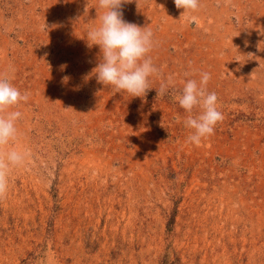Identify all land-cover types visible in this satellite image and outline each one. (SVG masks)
Wrapping results in <instances>:
<instances>
[{
	"label": "rangeland",
	"instance_id": "rangeland-1",
	"mask_svg": "<svg viewBox=\"0 0 264 264\" xmlns=\"http://www.w3.org/2000/svg\"><path fill=\"white\" fill-rule=\"evenodd\" d=\"M103 11L98 0H0V75L28 94L2 150L27 155L0 199V264H264V0L123 5L125 21L168 35V53L178 25L198 50L237 49L213 73L223 120L199 145L174 99L183 87L160 79L173 59L153 63L144 97L97 83L87 33ZM198 15L221 34L205 24L192 38Z\"/></svg>",
	"mask_w": 264,
	"mask_h": 264
},
{
	"label": "clouds",
	"instance_id": "clouds-1",
	"mask_svg": "<svg viewBox=\"0 0 264 264\" xmlns=\"http://www.w3.org/2000/svg\"><path fill=\"white\" fill-rule=\"evenodd\" d=\"M131 2L132 0H98L99 8L104 11L99 25L87 33V46L91 48L95 45L100 50L99 62L92 70L97 83L111 87L113 95L126 92L131 97H144L152 89L149 77L158 75L159 71L148 56L154 47L152 30L123 18V5ZM230 2L231 0H224L225 5ZM173 3L177 9H183L182 13L196 11L199 7V0H173ZM10 72L14 70L10 69ZM200 75L199 81L187 80L182 90L174 96L180 108L189 114L184 120V126L191 131L188 142L195 145L212 135L217 123L223 120V115L218 110L216 93L207 91L210 74L204 72ZM167 90L168 84H161L157 95L164 96ZM27 100L28 94H21L11 83L10 76L0 75V199L5 197L8 190L10 170L21 166L27 155L26 152L15 149L2 151L16 138V122L21 117L19 111L10 109ZM194 108L200 109L198 115H192Z\"/></svg>",
	"mask_w": 264,
	"mask_h": 264
},
{
	"label": "crops",
	"instance_id": "crops-1",
	"mask_svg": "<svg viewBox=\"0 0 264 264\" xmlns=\"http://www.w3.org/2000/svg\"><path fill=\"white\" fill-rule=\"evenodd\" d=\"M237 1V4L240 5V0H235ZM249 1V0H247ZM234 4V3H233ZM241 7V6H239ZM208 8H210V6H208ZM243 8V7H241ZM202 14V11L201 13ZM201 15H198L196 17H194L193 19L196 21V28L192 31L193 37H206L204 36L205 34L202 32V29L204 28L205 24L207 25H211V27L207 28L209 32H211V34L213 36H217L216 33L217 29H216V25H217V21L218 19H216V17H211L210 20H208V18H204V16L199 17ZM210 18V16H208ZM198 18V19H196ZM208 20V21H207ZM182 26L185 25H178V27L174 28L173 32H170V34L173 36V40H172V51L169 53L165 50L166 45H163L162 42V38H168V35H165L163 33V30L161 31H156V30H152L153 32V41H154V47L152 49V52H150V56L151 57H156L155 60H152L153 63H155V61L157 62H161L160 57H166V58H171L173 59V61H166L164 63V65H159L164 71V75L161 76L160 79L164 78L165 80H169V77H171V83H169V81L167 82L168 84H175V86H179L180 88H182L185 83V81L189 80V79H195V80H200L201 76L199 77V75L201 73L206 72V66L208 64H212L211 69V77L210 80L208 81L207 84V91H211L213 89V87L215 86V77L213 75V73L215 71H220L218 70L219 65L221 67L222 64H224V59H223V55L226 56V58H230L232 56H236L238 51L237 49L233 48L231 50V52L225 53L221 55H218L220 49H219V43H216L215 45H213V47L211 48H206V49H202L200 48V50H198L197 48L199 47H195L194 44L191 42V38L190 36H188L187 38H184V36L186 35V33L190 32L191 29H189L187 26H185V29H182ZM216 30V31H215ZM186 31V32H185ZM221 34V33H218ZM220 36V35H219ZM222 37H224V35L222 34V36H220V38L222 39ZM161 38V39H160ZM232 39L234 37H231ZM235 39V38H234ZM185 41V42H184ZM170 44V42H169ZM206 47V46H205ZM193 50V52L191 53V51ZM196 50L198 51L199 55H197L195 52ZM184 51H187L186 54H184ZM191 53V54H190ZM210 55V56H209ZM158 56V57H157ZM181 57H184L183 59H181ZM186 63V66H183L185 64L182 65V62ZM230 62V60H229ZM169 65V66H168ZM166 68H168V70H166ZM216 70H215V69ZM169 71V72H168ZM187 73V75H186ZM208 73V72H207ZM70 73L68 74V76L70 77ZM157 79V77L155 78V80Z\"/></svg>",
	"mask_w": 264,
	"mask_h": 264
}]
</instances>
